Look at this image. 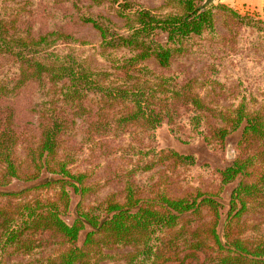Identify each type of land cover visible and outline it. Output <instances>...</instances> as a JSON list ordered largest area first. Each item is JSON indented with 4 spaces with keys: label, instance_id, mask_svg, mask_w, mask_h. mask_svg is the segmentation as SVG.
Listing matches in <instances>:
<instances>
[{
    "label": "trees",
    "instance_id": "trees-1",
    "mask_svg": "<svg viewBox=\"0 0 264 264\" xmlns=\"http://www.w3.org/2000/svg\"><path fill=\"white\" fill-rule=\"evenodd\" d=\"M7 2L0 0V99L30 92L36 119L20 130L11 111L1 112L0 186L37 180L43 171L57 178L0 191V264H264V166L257 168L264 165V98L235 91L224 105L218 93L208 99L192 79L184 82L182 71L151 66L167 71L193 45L219 44V21L231 33L248 30L250 43L264 49V20L214 0H163L157 8L93 0L114 7L122 22L79 7L81 25L100 37L89 56L73 33L36 31L20 4ZM165 120L182 142L189 139L179 120L209 142L224 143L242 128L248 151L220 171L219 192L238 176L249 179L234 188L222 232L219 192L172 196L152 183L167 161L196 162L158 149L155 133ZM126 135L129 143L115 149L123 165H104ZM92 156L95 168L110 166L97 182L93 169H74ZM71 189L81 200L70 224L63 216ZM251 213L260 222L249 224Z\"/></svg>",
    "mask_w": 264,
    "mask_h": 264
},
{
    "label": "rangeland",
    "instance_id": "rangeland-1",
    "mask_svg": "<svg viewBox=\"0 0 264 264\" xmlns=\"http://www.w3.org/2000/svg\"><path fill=\"white\" fill-rule=\"evenodd\" d=\"M6 4L18 2L24 14L28 17L37 30H48L59 28L73 33L79 40L85 41L87 45L81 46V51L86 50L87 55L92 56L94 47L100 44L98 32L91 25H81L78 19L80 8L91 13H101L108 16L114 22L121 24L122 20L115 12V8L110 5H93V0H8ZM139 5L150 8H157L163 0H132ZM214 0V3L227 4L243 15H251L264 20V7L261 5L247 2L244 0ZM219 44H213L200 47L193 45L184 55L179 56L174 61L171 69L162 71L154 62L152 67L157 72L176 75L182 71L181 79L184 82L188 79L193 80L195 89L202 95L213 99L215 95H220L224 105H230L234 102L235 91L253 92L259 101L264 98V49L253 46L250 43V33L246 29L239 32H229L227 27L218 22L217 26ZM218 51V56L215 52ZM2 68H0L1 70ZM236 74H235V73ZM216 73V74H215ZM220 77V80L218 78ZM243 83L240 86L239 83ZM216 90V92H215ZM35 98L30 92L20 93L16 99H0V124L3 116L2 111L12 112V121L20 130L28 127L34 128L36 119L30 113L31 101ZM182 113V112H181ZM6 115V114H4ZM178 125L183 126L182 139H189V142H182L172 132L171 126L165 120L156 130L157 145L159 150L173 149L180 154L195 155L194 165L176 164L172 160L160 165L154 172L152 183H156V189H164L168 195L184 196L190 193L202 192L217 193L220 190V171L233 164L240 157L246 155L248 150L241 147L242 128L230 134L224 143L216 140L207 141L204 136H197L184 123L179 120ZM208 135L209 132H207ZM130 141L128 135L113 143L115 145L110 153L104 158V165L111 164V167L123 165V159L115 152L119 145H127ZM253 151V150H252ZM93 154V153H92ZM93 161L92 163H90ZM97 160L87 158L79 160L75 165V170L93 169L95 178L92 181L97 182L103 176L109 175V167H96ZM264 165L257 167L258 170ZM257 171V170H256ZM255 173V172H254ZM256 174V173H255ZM254 174V175H255ZM57 178L52 174L43 171L42 176L34 181H23L14 179L7 186H0L1 192H17L45 181L46 179ZM248 177L238 176L235 181L229 183L219 192V200L223 204L219 230L222 232L223 225L228 217L230 209V200L234 188L241 180ZM249 179V178H248ZM81 197L71 189V203L68 213L63 217L68 223H72L77 216V205ZM249 224L260 222L258 214L251 213L247 216ZM85 231H82L79 243L82 244L85 238Z\"/></svg>",
    "mask_w": 264,
    "mask_h": 264
},
{
    "label": "crops",
    "instance_id": "crops-1",
    "mask_svg": "<svg viewBox=\"0 0 264 264\" xmlns=\"http://www.w3.org/2000/svg\"><path fill=\"white\" fill-rule=\"evenodd\" d=\"M230 1L231 0H227L226 2H230ZM244 1L252 2V3L258 4V5H261L262 7H264V0H244Z\"/></svg>",
    "mask_w": 264,
    "mask_h": 264
}]
</instances>
